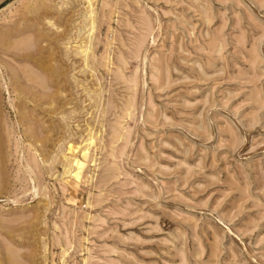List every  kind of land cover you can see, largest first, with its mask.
Returning <instances> with one entry per match:
<instances>
[{"label": "rangeland", "instance_id": "374dc122", "mask_svg": "<svg viewBox=\"0 0 264 264\" xmlns=\"http://www.w3.org/2000/svg\"><path fill=\"white\" fill-rule=\"evenodd\" d=\"M0 264H264V0H0Z\"/></svg>", "mask_w": 264, "mask_h": 264}, {"label": "bare ground", "instance_id": "6f19581e", "mask_svg": "<svg viewBox=\"0 0 264 264\" xmlns=\"http://www.w3.org/2000/svg\"><path fill=\"white\" fill-rule=\"evenodd\" d=\"M61 3V2H60ZM89 5V4H88ZM89 9H91L90 7H89ZM89 9H87V10H89ZM93 9V8H92ZM86 10V11H87ZM90 12V11H89ZM93 13H95V12H93ZM85 14V13H84ZM91 16V15H90ZM90 16H89V18H90ZM92 16H94V15H92ZM91 20H93V18L91 19ZM47 21V20H46ZM88 21H89V19H88ZM92 22V21H91ZM93 23V22H92ZM92 23H90V25L92 24ZM93 25H95V24H93ZM92 25V26H93ZM91 26V27H92ZM95 27V26H94ZM89 28H90V26H89ZM91 29V28H90ZM94 30H95V28H94ZM111 30V29H110ZM93 31V30H92ZM93 33V32H92ZM88 34H90V33H88ZM91 35V34H90ZM30 41H32V40H30ZM22 42V41H21ZM21 42H19L20 43V45H21ZM90 42V41H89ZM12 43V42H11ZM31 44V43H30ZM88 44V43H87ZM19 45V46H20ZM32 45V44H31ZM80 45H81V43H80ZM87 46V45H86ZM86 46H82V47H86ZM88 46H89V44H88ZM81 47V46H80ZM14 48V47H13ZM73 48V47H72ZM73 49H75V48H73ZM81 52V51H80ZM84 54H85V52H84ZM86 55V54H85ZM84 58V57H83ZM87 60V59H86ZM122 60V59H121ZM85 61V60H84ZM87 62V61H86ZM111 63V62H110ZM85 65V64H84ZM87 67V66H86ZM60 68H62V67H60ZM62 70V69H61ZM65 70V69H64ZM43 76H41V77H39V79L40 78H42ZM43 79V78H42ZM66 79V78H65ZM34 79H32V81H33ZM35 80H37V79H35ZM40 81V80H39ZM45 81V80H44ZM41 82H43V80L42 81H40V83L39 84H41ZM42 84H44V83H42ZM45 89V88H44ZM103 95V94H102ZM101 103V102H100ZM99 108H100V106H99ZM119 127H120V125H119ZM87 134H88V132H87ZM89 135V134H88ZM94 135V134H93ZM11 136V135H10ZM91 136V135H90ZM88 137L87 138V141H88V143L90 144V142H91V137ZM70 138H71V136H70ZM95 138V137H94ZM67 140H68V138H66ZM65 139H63V141H64ZM66 140V141H67ZM70 140V139H69ZM96 140V139H95ZM93 141V140H92ZM85 142H86V140H85ZM72 143V142H71ZM94 143V142H93ZM83 146V145H82ZM79 147V146H78ZM79 148H81V147H79ZM66 149H68L69 150V152H70V154H71V152L74 150V147L72 146V145H70V144H68L67 145V148ZM65 149V150H66ZM85 149H87L86 147H84L83 149H82V154H84L85 153ZM77 150H78V148H77ZM88 150V149H87ZM64 151V150H63ZM76 151V150H75ZM74 151V152H75ZM62 152V151H61ZM66 152V151H65ZM63 153V152H62ZM62 153H60V154H62ZM76 154H77V152H76ZM65 154H63L62 156H64ZM67 158H70V157H68V156H66ZM60 158V157H59ZM65 158V157H64ZM80 158V157H79ZM109 158V157H108ZM107 158V159H108ZM111 158V157H110ZM61 159V158H60ZM62 159H63V157H62ZM62 161V160H61ZM61 161H60V163H61ZM66 161V165H70L69 163L67 164V160H65ZM69 161V160H68ZM73 161V165L72 166H74V172H73V176H76L77 175V173L79 172V170L81 169V166H80V161L79 160H77V158L76 159H73L72 160ZM112 163V162H111ZM62 166H63V168H65V166L63 165V161H62ZM92 164V163H91ZM71 167V166H70ZM69 167V168H70ZM69 168H66L67 169V171H68V169ZM66 169H64V171L66 170ZM72 169V168H71ZM70 169V170H71ZM72 171V170H71ZM69 172V171H68ZM67 173V172H66ZM65 174V173H64ZM68 174V173H67ZM70 174V173H69ZM66 175V174H65ZM79 175V174H78ZM70 177H71V175H70ZM66 236V235H65ZM9 244V243H8ZM64 252V251H63ZM64 256H65V254H64ZM8 259H10V258H8Z\"/></svg>", "mask_w": 264, "mask_h": 264}]
</instances>
